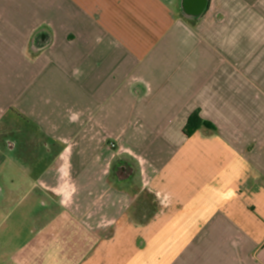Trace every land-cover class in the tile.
<instances>
[{
	"label": "crops",
	"instance_id": "1",
	"mask_svg": "<svg viewBox=\"0 0 264 264\" xmlns=\"http://www.w3.org/2000/svg\"><path fill=\"white\" fill-rule=\"evenodd\" d=\"M0 51L21 59L19 104L56 147L38 181L71 156L70 207L44 205L98 235L80 264H264V0H209L197 18L182 0H0ZM197 109L217 130L188 137ZM115 155L170 193L148 224L108 177Z\"/></svg>",
	"mask_w": 264,
	"mask_h": 264
},
{
	"label": "rangeland",
	"instance_id": "2",
	"mask_svg": "<svg viewBox=\"0 0 264 264\" xmlns=\"http://www.w3.org/2000/svg\"><path fill=\"white\" fill-rule=\"evenodd\" d=\"M2 54L0 51V149L10 152L5 144L6 135L16 142V149L5 155L0 151V264H80L98 235L88 233L85 225L64 209L70 207L72 182L76 175L70 163L71 156L63 154L54 163L57 169L62 167V185L53 188L62 198L64 208L56 207L60 214L49 216L39 193L33 192L31 181L54 155L41 152L46 138L36 137L42 135L37 122L31 120L19 104L25 76L24 67L19 66L21 59L14 54L8 58ZM111 142L108 141L110 149H117L116 143L112 145ZM250 143L248 145L245 141L240 146L254 147V142ZM52 151L56 152V147ZM120 161L126 167L125 173L117 169ZM124 161L115 155L111 163L107 162L108 177L115 183L123 180L124 184H116L115 188L127 194L130 222L148 224L158 211L167 208L170 201L166 194L170 193L152 186L151 180L156 173L150 179L139 162ZM24 166L29 167V173L24 171ZM56 174L59 176V171ZM7 194L11 198L8 199ZM100 224L113 225L107 234L111 236L118 221L104 219Z\"/></svg>",
	"mask_w": 264,
	"mask_h": 264
},
{
	"label": "flooded vegetation",
	"instance_id": "3",
	"mask_svg": "<svg viewBox=\"0 0 264 264\" xmlns=\"http://www.w3.org/2000/svg\"><path fill=\"white\" fill-rule=\"evenodd\" d=\"M36 43H40L42 42V39L39 35L36 36V39H35ZM8 135H6V140H5V144H6V148L10 151V152H4L2 149H0V151L2 152V154L5 155V153H11L12 151H14L16 149V142L14 140H11V138L7 137ZM26 146V144L24 145ZM27 147V146H26ZM43 147V150L42 152L45 150V151H48L47 153L49 154H53L54 156H52L53 158L51 159L52 162H55L56 158H57V153L56 152H53L52 150H54L55 146H48L47 145V142H44L42 144ZM53 152V153H51ZM45 164V163H44ZM26 170L24 171H27V169H29V167L27 166H24ZM117 169H120V171H122L123 173H125L126 171V167L124 165H122L121 163H118L117 165ZM56 173H58L59 171V176L56 177V182H55V185L54 186H48L45 184V182H42V181H38L39 178L42 176L43 172L45 171V169L42 170V172L37 176L35 177V179H33L31 181V186H32V189H33V192H38L39 193V198L41 199V202L42 204L44 205L45 203H47V197L48 195L52 194L53 197H56L59 202L61 203L62 199L61 197H58V195H56V192L54 191V188L55 186H60L61 184V173H62V167H58V169L56 168ZM30 171V170H28ZM26 172V173H29V172ZM57 175V174H56ZM0 193H2V189L0 188ZM1 195V194H0ZM47 204H52L51 202L47 203Z\"/></svg>",
	"mask_w": 264,
	"mask_h": 264
},
{
	"label": "trees",
	"instance_id": "4",
	"mask_svg": "<svg viewBox=\"0 0 264 264\" xmlns=\"http://www.w3.org/2000/svg\"><path fill=\"white\" fill-rule=\"evenodd\" d=\"M38 35V34H37ZM35 42V41H34ZM36 48L38 47V43H34ZM206 128L211 131H216L217 127L202 118L200 114V110H194L188 117L187 122L184 126V134L188 137H191L194 133H196L198 130Z\"/></svg>",
	"mask_w": 264,
	"mask_h": 264
},
{
	"label": "water",
	"instance_id": "5",
	"mask_svg": "<svg viewBox=\"0 0 264 264\" xmlns=\"http://www.w3.org/2000/svg\"><path fill=\"white\" fill-rule=\"evenodd\" d=\"M209 0H182L184 13L190 17H200L208 7Z\"/></svg>",
	"mask_w": 264,
	"mask_h": 264
},
{
	"label": "built area",
	"instance_id": "6",
	"mask_svg": "<svg viewBox=\"0 0 264 264\" xmlns=\"http://www.w3.org/2000/svg\"><path fill=\"white\" fill-rule=\"evenodd\" d=\"M111 144H112V145H114V143H113V142H111Z\"/></svg>",
	"mask_w": 264,
	"mask_h": 264
}]
</instances>
